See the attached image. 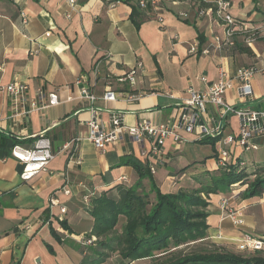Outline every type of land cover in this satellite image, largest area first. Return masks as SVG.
Instances as JSON below:
<instances>
[{"label": "crops", "instance_id": "crops-1", "mask_svg": "<svg viewBox=\"0 0 264 264\" xmlns=\"http://www.w3.org/2000/svg\"><path fill=\"white\" fill-rule=\"evenodd\" d=\"M157 1L136 28L130 19L132 7L124 0H76V6L67 0H0V133H13L27 139L26 144L46 133L56 147L48 168L27 181L20 177L23 167L18 160L0 158V264H34L36 260L78 264L83 257L78 245L94 222L83 196L108 190L123 175L128 183L138 178L132 166L115 167L123 155L155 166L153 175L163 192H176L175 185L182 187L188 175L175 176L163 167H183L181 153L187 144L176 150L169 137L158 155L152 151L151 138L139 142L123 132L104 150L98 149L87 137L92 116L107 129L112 128L114 114L122 115L125 125L174 126L181 111L178 99L187 96L189 86L207 89L221 68L232 76L244 66H264V33L256 43L248 44L243 32L264 22V0H230L231 12L244 24L233 45L225 42V26L215 13L206 10L201 14L195 0ZM239 47H249L252 52H242ZM138 61L143 62L144 71L134 90L143 95L127 101L120 93L130 87L117 77ZM96 65L98 74L94 73ZM82 75L98 97L111 88L118 93L117 99L99 98L94 103L81 99L82 84L77 80ZM14 80L28 84L26 106L31 101L42 104L40 90L57 93L61 102L20 115L21 106L16 107L15 97L3 89ZM250 84L252 97L244 95L239 82L233 81L225 100L264 109V71L257 72ZM228 122L226 128L236 134L239 118L229 114ZM260 142L258 150L264 148V139ZM77 157L82 161L79 164ZM211 163V169L217 167L215 159ZM175 179L179 184L171 185ZM245 188L211 194L208 222L212 242L240 248L246 235L264 241V195L244 199L240 193ZM225 198L232 209L239 210L243 225L226 214L221 205ZM61 207H66V213H61ZM60 216L70 230L60 224Z\"/></svg>", "mask_w": 264, "mask_h": 264}, {"label": "trees", "instance_id": "trees-1", "mask_svg": "<svg viewBox=\"0 0 264 264\" xmlns=\"http://www.w3.org/2000/svg\"><path fill=\"white\" fill-rule=\"evenodd\" d=\"M124 1L131 5L130 19L139 28L147 19L150 7L142 9L138 0ZM195 1L198 9H212L216 12L215 0ZM200 38L203 40L204 37L200 35ZM239 48L242 52H252L249 47ZM45 135L51 138L53 151L56 152L54 139ZM40 137L35 136L26 144L27 139L13 133H0V158L12 157L15 146L32 147ZM217 138L205 136L187 140L184 144H211V158L217 161ZM261 140L263 138L258 141ZM176 150L182 149L180 147ZM206 160L201 163H206ZM248 163L242 155L239 161H231L214 169L197 170L195 165L194 170L188 172L192 163L188 164L177 169L174 175L181 177L187 174L198 186L163 192L149 164L133 155L121 156L115 167L132 166L138 178L134 183H128V177L123 175L126 178L120 177L118 183L108 190L86 193L88 201L85 208L94 222L91 230L84 235L83 242L78 245L83 253L78 264H110L116 253L127 261L126 264L141 260H149L151 264H264L263 250L233 248L216 244L209 238L211 194L228 193L245 186L240 193L244 199L264 195V165L257 163L258 166L249 171ZM145 179L149 181V190L145 189ZM122 219L124 223L119 230ZM60 224L70 230L66 220H60ZM207 241L210 242V248L189 252L184 249Z\"/></svg>", "mask_w": 264, "mask_h": 264}, {"label": "built area", "instance_id": "built-area-1", "mask_svg": "<svg viewBox=\"0 0 264 264\" xmlns=\"http://www.w3.org/2000/svg\"><path fill=\"white\" fill-rule=\"evenodd\" d=\"M70 4L76 6V0H67ZM142 8L156 7L157 0H138ZM176 1V0H171ZM217 9L215 15L225 26V42L229 45L235 44L234 37L242 31V19L231 12L230 0H215ZM213 12L212 9H202L201 14L207 11ZM253 38L260 37L264 33V24L251 28ZM244 30L243 32H245ZM218 41L220 38L216 37ZM248 44H252L249 37L245 38ZM196 50L192 48V51ZM207 52V51H204ZM2 67L0 66V69ZM144 71L143 62L138 61L131 69L117 77L119 82L126 83L130 89L120 93L127 101H133L143 95L140 91H135L138 84V79ZM260 71H264V66L249 65L239 68L232 76H228L227 72L221 68L217 80L212 83L207 89H196L193 86L187 88V96L176 98L180 102L181 111L177 116V124L170 126L167 123L151 124L145 122L138 125H125L122 123V115L114 114L111 119L112 128H105L100 119L94 115L88 121V139L91 140L98 149L104 150L110 142L117 141L123 132H127L137 141L142 142L145 138L153 140L152 151L158 155H162V147L167 139L172 137L176 148H180L188 139L180 134L177 128L183 130L190 135L193 140L205 136L218 137L216 146L219 148L217 158V166L226 165L228 162H237L245 152L258 150L261 143L258 141L264 139V109H256L251 105L245 104H230L225 98V92L233 87V81L239 82L240 88L244 95L252 97L253 90L250 84L252 77ZM94 73L98 74L99 69L96 65ZM86 75L78 78L77 84L80 86V98L94 103L101 98L105 101H113L117 99L118 93L111 88H108L101 97L94 94L90 87L86 84ZM205 80V77H202ZM111 85V81L109 82ZM28 84L14 80L5 85L3 89L15 97V106H21L20 115L28 116L36 108H47L52 105H57L61 101L55 92L46 93L40 90L39 96L41 105L38 106L35 101L29 102L26 106ZM170 97H174L173 93H168ZM235 114L239 118V129L236 134H230L224 137L223 134L228 125L229 114ZM19 115V114H18ZM35 143L30 148L15 146L12 150V157L18 160L22 165L21 179L30 180L42 170H46L55 157V152L52 148V141L45 133L40 134ZM78 164L81 163V158L75 160ZM153 173L156 172L155 166L150 167ZM122 176L121 179H125ZM70 194V190H66ZM85 202L88 201V195L83 196ZM53 204L57 200H52ZM221 205L226 214L230 216L234 223L243 225V219L239 210H234L229 206V199L221 200ZM66 207H61L62 214L66 213ZM59 220H63L60 216ZM264 241L252 238L246 235L244 242L239 249H255L262 250ZM34 264H43L41 260H36Z\"/></svg>", "mask_w": 264, "mask_h": 264}, {"label": "rangeland", "instance_id": "rangeland-1", "mask_svg": "<svg viewBox=\"0 0 264 264\" xmlns=\"http://www.w3.org/2000/svg\"><path fill=\"white\" fill-rule=\"evenodd\" d=\"M264 23V22H263ZM262 23V25H263ZM252 30L251 29H247L244 33H245V38L250 36V39L252 40L251 43H256V40L259 38L255 39L253 38V35H251ZM243 33V34H244ZM231 129L228 127L225 129V132L223 134L224 137H227L228 135L232 134L230 133ZM212 155H213V149L211 147V144H204V143H199V142H190L187 143V145L184 146V149L181 153V165L184 167L188 164L192 163V166L190 167V170L188 169V172L194 170V166L197 170H203L205 168L211 169L209 164L211 163L212 160ZM244 159H246L249 163L248 165V170L252 171L254 168H256L258 166L257 163H260L262 165H264V148H261L260 150L257 151H248L245 152V154L243 155ZM204 159L206 160V163H201V161H203ZM209 161V162H208ZM194 163V165H193ZM196 163V164H195ZM213 166V165H212ZM176 166L175 165H169L167 168L163 167V169H166L168 171L171 172H175L176 171ZM182 187L187 188V189H192L194 187H197L198 184L193 181V178L191 176H185L182 180ZM180 181L175 182L174 180H172L171 185H175V184H179ZM144 186L146 190L150 189V184L148 179L144 180ZM176 186V190H178V185ZM168 188H165V190H167ZM238 189V188H237ZM153 196V195H152ZM124 223V220L122 219L119 223V230L122 228V225ZM210 242H203V243H197V244H192L191 246L185 247V251L189 252V251H198V250H202L203 248H210ZM235 248V247H233ZM127 261L123 260L119 254H115L112 259L110 260V264H126ZM131 264H151L149 262V260H141V261H136L133 262Z\"/></svg>", "mask_w": 264, "mask_h": 264}]
</instances>
